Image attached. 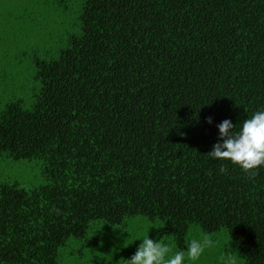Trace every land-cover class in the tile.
<instances>
[{"label": "trees", "instance_id": "16d2710c", "mask_svg": "<svg viewBox=\"0 0 264 264\" xmlns=\"http://www.w3.org/2000/svg\"><path fill=\"white\" fill-rule=\"evenodd\" d=\"M260 107L264 0H0V264H126L147 233L214 240L185 264H264V167L207 155Z\"/></svg>", "mask_w": 264, "mask_h": 264}, {"label": "clouds", "instance_id": "9594fccd", "mask_svg": "<svg viewBox=\"0 0 264 264\" xmlns=\"http://www.w3.org/2000/svg\"><path fill=\"white\" fill-rule=\"evenodd\" d=\"M206 122L213 123V117H206ZM218 129L217 141L207 153L208 157L217 161H227L249 175H255L256 170L264 167V107L258 108L249 118L244 119L239 127L225 118L216 124ZM228 171L227 164L221 163L218 172ZM208 235L200 239H191L187 249L175 251L160 240L149 238L148 233L142 237L126 264H185L186 260H198L206 248L214 244ZM171 253V254H170ZM216 264H239L230 250H225L217 258Z\"/></svg>", "mask_w": 264, "mask_h": 264}, {"label": "rangeland", "instance_id": "374dc122", "mask_svg": "<svg viewBox=\"0 0 264 264\" xmlns=\"http://www.w3.org/2000/svg\"><path fill=\"white\" fill-rule=\"evenodd\" d=\"M41 170H42L41 163L35 159L33 160L9 159L2 166V175L4 177L10 176V179L18 180L28 185H32V184L35 185V184L42 182L43 176L41 174ZM149 222L150 221L144 216H136L134 218H130L127 220V226L133 228L134 231L137 232L145 228V226H147ZM92 224L95 227L94 232H92V234L97 236L96 238L98 239L99 244H100V240L102 238L101 235H102L104 237H108L106 238L107 242L105 245L106 246L109 245L111 235H110V232H108L109 229H108L107 224L101 221H95ZM114 245H112L110 249L109 248L108 249L112 250L114 248ZM82 252L84 255V262L86 261L85 264L89 260L95 261L94 259H97L95 255H98V254L94 253L91 250H86V249H83L82 251L79 250L80 255L82 254ZM98 257L99 259L101 258L100 255H98Z\"/></svg>", "mask_w": 264, "mask_h": 264}]
</instances>
